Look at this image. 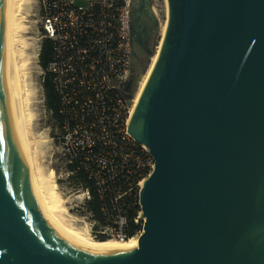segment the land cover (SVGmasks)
<instances>
[{"label":"water","instance_id":"water-1","mask_svg":"<svg viewBox=\"0 0 264 264\" xmlns=\"http://www.w3.org/2000/svg\"><path fill=\"white\" fill-rule=\"evenodd\" d=\"M168 7L128 128L156 161L140 196L143 232L135 251L95 256L67 241L34 200L20 123L16 137L12 130L0 0V264H264V0ZM128 26L122 89L138 47L146 50L130 106L161 30L153 0L130 1Z\"/></svg>","mask_w":264,"mask_h":264},{"label":"built area","instance_id":"built-area-1","mask_svg":"<svg viewBox=\"0 0 264 264\" xmlns=\"http://www.w3.org/2000/svg\"><path fill=\"white\" fill-rule=\"evenodd\" d=\"M131 0H41L42 32L52 42V58L44 71L58 97L61 117L59 147L66 183L75 192L73 208L99 235L128 240L126 211L141 207L144 181L154 172L150 149L129 132L134 98L118 81L130 69L128 13ZM69 167V168H68ZM101 200L107 226H100L86 205ZM113 210L111 213L109 210ZM142 207L136 222L144 219ZM139 232L135 236H140Z\"/></svg>","mask_w":264,"mask_h":264},{"label":"bare ground","instance_id":"bare-ground-1","mask_svg":"<svg viewBox=\"0 0 264 264\" xmlns=\"http://www.w3.org/2000/svg\"><path fill=\"white\" fill-rule=\"evenodd\" d=\"M30 0H5V52L10 72L11 95L9 110L14 136L19 132V123L24 136V153L27 175L33 185L34 200L43 208L57 230L75 247L95 256H106L115 253H129L138 248L139 237L128 240H97L88 230L73 224V215L64 205L59 194L56 172L51 169L46 173L41 164L43 149L48 141L46 136L39 139L34 136V92L32 85L33 49L27 51L28 42L24 36L25 21L31 14ZM169 20L168 0H165V20L160 30L159 45L152 57L149 68L142 78L134 98V107L140 100L148 79L159 58ZM29 71V72H28Z\"/></svg>","mask_w":264,"mask_h":264},{"label":"rangeland","instance_id":"rangeland-1","mask_svg":"<svg viewBox=\"0 0 264 264\" xmlns=\"http://www.w3.org/2000/svg\"><path fill=\"white\" fill-rule=\"evenodd\" d=\"M31 2V14L32 17H28L24 23L25 31L24 36L28 42L27 51L33 49L34 63L32 65V85L34 92V136L36 139L41 136H46L48 140L45 143L43 156L41 158V164L46 173H49L51 169L56 172V180L59 186V194L64 200V205L68 211L73 215V224L83 230L91 232V224L82 217V211L78 208H73L72 204L75 199L76 192L67 185L65 174V163L60 153L59 135L57 122L52 117V112L47 106V98L45 94L44 86V69L40 64V53L42 49L43 41L45 40L42 32V12H41V0H30ZM153 8L155 15L159 20L160 26L165 20V0H153ZM161 28V27H160ZM160 31L155 38L154 51L159 45ZM29 72V71H28Z\"/></svg>","mask_w":264,"mask_h":264},{"label":"trees","instance_id":"trees-1","mask_svg":"<svg viewBox=\"0 0 264 264\" xmlns=\"http://www.w3.org/2000/svg\"><path fill=\"white\" fill-rule=\"evenodd\" d=\"M40 58H41L40 64L42 68L44 69V71H46L48 64L52 58V42L51 40L47 38H45V40L43 41ZM44 86H45V94L47 98V106L49 110L52 112V117L57 122L58 129L60 130L61 117L58 113V97H57V94L55 93L54 87L50 81V76L48 73L44 75ZM78 178L83 181L85 186L91 188L93 192V198L86 205V209L88 212H91L94 216V219L98 221L99 225L96 226V228L100 226H105V225L107 226L109 223L106 221L104 217V213L102 212L103 204L101 200L97 197L94 189L92 188L91 182L88 181L83 174L78 175ZM140 210H141V207L139 205L134 204L125 213L128 218V226L126 229L128 239L134 237L139 232H141L143 229V220H139L138 223L136 222V218ZM109 211L111 213L113 212V210L111 209ZM109 238L113 239L112 237L106 236V235H99L95 239L106 240Z\"/></svg>","mask_w":264,"mask_h":264},{"label":"flooded vegetation","instance_id":"flooded-vegetation-1","mask_svg":"<svg viewBox=\"0 0 264 264\" xmlns=\"http://www.w3.org/2000/svg\"><path fill=\"white\" fill-rule=\"evenodd\" d=\"M139 53L137 54L138 58L141 59L139 60L137 57H135L133 60H132V64H131V77L130 79L123 85V90L125 91V93L128 95V94H131L135 87H136V84L138 82V78L140 76V73H141V70L143 69L144 67V62H145V53H146V50H144L145 48L142 47V46H139ZM144 53V54H143Z\"/></svg>","mask_w":264,"mask_h":264}]
</instances>
